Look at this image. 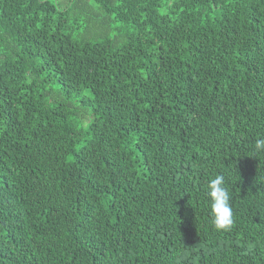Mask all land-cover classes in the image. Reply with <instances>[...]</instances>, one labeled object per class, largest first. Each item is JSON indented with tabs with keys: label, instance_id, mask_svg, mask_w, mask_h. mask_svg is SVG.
<instances>
[{
	"label": "trees",
	"instance_id": "16d2710c",
	"mask_svg": "<svg viewBox=\"0 0 264 264\" xmlns=\"http://www.w3.org/2000/svg\"><path fill=\"white\" fill-rule=\"evenodd\" d=\"M261 138L264 0H0V264H264Z\"/></svg>",
	"mask_w": 264,
	"mask_h": 264
},
{
	"label": "clouds",
	"instance_id": "9594fccd",
	"mask_svg": "<svg viewBox=\"0 0 264 264\" xmlns=\"http://www.w3.org/2000/svg\"><path fill=\"white\" fill-rule=\"evenodd\" d=\"M254 152L256 154L264 153V138L255 141ZM206 194L210 201L213 227L218 231L230 230L234 223V213L231 204V193L222 174H216L209 181Z\"/></svg>",
	"mask_w": 264,
	"mask_h": 264
}]
</instances>
